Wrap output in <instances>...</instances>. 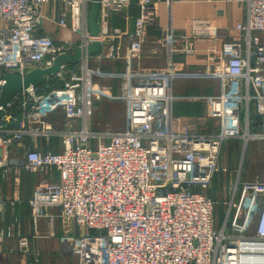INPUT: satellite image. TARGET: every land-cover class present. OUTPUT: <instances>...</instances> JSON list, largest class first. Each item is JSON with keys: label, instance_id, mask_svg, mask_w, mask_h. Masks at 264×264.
Wrapping results in <instances>:
<instances>
[{"label": "built area", "instance_id": "built-area-1", "mask_svg": "<svg viewBox=\"0 0 264 264\" xmlns=\"http://www.w3.org/2000/svg\"><path fill=\"white\" fill-rule=\"evenodd\" d=\"M52 1L63 3L58 26L79 36L77 47L36 34L43 9ZM227 1L243 4L245 19L235 26L242 33L240 42L222 45L225 59L216 75L242 81L243 91L205 99L210 118L220 121L213 135L192 133L172 111L173 81L183 76L175 71L176 54H194L193 39H216L217 28L209 19H194L191 37L180 44L168 20L155 41L165 55L156 71L105 73L90 67L85 55L74 65L62 64L46 83L21 90L0 107V169L8 170L12 147L25 139L61 142L59 153L23 148L18 167L41 177L29 202L33 219L56 207L61 219L84 229L78 264H264V184L236 183L229 205L233 220L228 225L227 213L219 230L213 228L214 201L201 193L221 170L220 144L239 137L240 104L253 105L257 130L252 137L264 139V45L257 36L264 34V0ZM87 4L0 0V88L4 77L23 78L32 70L47 69L56 58L86 49L93 41L100 44L96 59L116 60L120 31L110 26V18L126 10L130 0H98L95 38L86 25ZM137 7L127 50L136 59L147 41L146 27L155 19V3L138 0ZM95 78L117 81L118 94L97 85ZM108 99L122 105V132L91 128L96 104ZM52 114L56 121L47 120ZM248 133L247 123L245 140ZM6 236H13L11 228ZM17 246L21 254L31 252L24 238Z\"/></svg>", "mask_w": 264, "mask_h": 264}, {"label": "crops", "instance_id": "crops-1", "mask_svg": "<svg viewBox=\"0 0 264 264\" xmlns=\"http://www.w3.org/2000/svg\"><path fill=\"white\" fill-rule=\"evenodd\" d=\"M137 1L130 0V5L126 10L110 18V26L120 31L115 36V43L120 47L119 57L112 61L99 60L93 54L88 56L89 66L105 73L115 74L139 69L156 71L164 65L165 55L162 46L157 45L155 41L164 34L168 20L174 31L175 43L180 44L184 39L191 37V24L194 19H209L217 28L216 39H193V46L196 50L194 54H176L175 71L181 72L183 76H177L173 81L172 111L173 114L175 113L174 116L181 119L183 125L188 126L194 134L205 135L199 132H213L218 129V120L210 118L211 106L205 99L216 98L221 94L234 96L243 91L242 81L234 79L223 81L216 74L222 72L225 59L222 45L239 43L242 38V33L236 30L235 26L244 21L245 6L227 0H170L169 5L166 0H153L155 19L151 25L146 27L147 41L141 55L136 59L129 58L127 50L128 35L132 32L134 19L138 16ZM89 5L86 9V25ZM63 11L62 2L48 3L43 9L44 18L36 34L48 36L55 43L69 42L75 48L79 45V36L72 33L68 27L58 26V19ZM257 36L264 45V34ZM152 50H155V53ZM207 73H210V76ZM94 82L97 85L108 87L113 96L118 94V84L114 79L95 78ZM102 102L106 103L105 100ZM109 102L120 105L122 108L121 103L116 100ZM253 113V105H239V125L246 126L248 123L250 132L257 130L252 120ZM47 120L56 121L57 118L55 119V115L52 114L47 117ZM59 122L61 123V120ZM255 140L252 142L260 140V184H264V139L255 138ZM25 147L52 153L61 150V142L56 138H51L48 142L41 138L34 141L25 139L12 147L11 166L8 170L0 169V233L2 235L0 264H78L77 255H73V239L80 238L79 231L74 229V234L70 231L66 232V221L59 217V211L54 207L44 210L37 219L32 218L29 202L37 191L41 177L27 173L18 167L23 162V148ZM249 150L247 148L244 151L242 158L247 154L246 159H248L251 155ZM240 168L241 173L238 172L237 179L235 178L228 188V192L231 191L228 195L229 199L236 183L243 184L241 183L243 180L242 165ZM10 228L13 236L7 237L6 232ZM22 237L29 242L31 252L28 254H21L17 251L18 239Z\"/></svg>", "mask_w": 264, "mask_h": 264}, {"label": "rangeland", "instance_id": "rangeland-1", "mask_svg": "<svg viewBox=\"0 0 264 264\" xmlns=\"http://www.w3.org/2000/svg\"><path fill=\"white\" fill-rule=\"evenodd\" d=\"M88 4H90V0H88ZM73 54L67 55V56H73ZM57 72L55 74H57ZM53 75L46 76L45 83L47 79H49V77ZM109 101H113V100L111 99L105 100L106 103L100 101V103L98 102V104L95 106L92 112V117L90 121L92 130L101 131L104 134H114V133H119L120 131L121 132L124 131L125 117H124L122 108L120 105L118 106L117 104H113ZM228 108L229 106L226 107V109ZM238 116H239V109H238ZM252 120L254 122L256 120L254 113H253ZM217 123H218V129L214 130L213 132L206 131V133H203V132H199V133L205 134V135L215 134L216 131L217 132L219 131L220 121L218 120ZM245 128H246L245 125L240 126V129H239L240 134L238 138H228L220 144L219 157H218L217 164H218L219 169L225 170V171L223 172L220 170L219 174L216 175L215 179L211 181L209 186L205 188L203 191H201L203 195H206L207 197H209L210 199L214 201L212 217H213V228L215 230L217 229L219 230V227L222 224V222L225 220L227 213H228V225L231 224L233 220V209L229 210V205L235 198L231 196V198L229 199L228 195L230 194L231 191L228 192V188L230 184L233 183L237 175H239L238 172L241 173L240 165H242V179H243V180L241 179L242 180L241 183L243 184H256L257 183L258 185L260 184V140H258L259 142H252L255 140V138L252 137V133L249 130H248L249 132L248 134L250 135V137H247V139L245 140L244 139ZM246 143H247V146H245ZM245 148L250 149L249 152L251 153V155L248 156V159H246L247 154L243 156L242 158V155L245 154L244 152L246 150ZM59 152L60 151H56L52 153H59ZM158 163H159V160H158ZM233 192H232V195H233ZM54 208L58 210V208L56 207ZM62 220L66 221V224H67L66 232L70 231V233L72 232L74 234L75 232L73 230L75 229L79 231L80 238L82 235H84V229L79 227L77 224L67 221L65 219H62ZM22 238L26 239L25 237H22ZM80 238H78V240L73 239V248H74L73 255L74 256L78 255L77 254L78 253V243H79ZM77 262H78V256H77Z\"/></svg>", "mask_w": 264, "mask_h": 264}, {"label": "water", "instance_id": "water-1", "mask_svg": "<svg viewBox=\"0 0 264 264\" xmlns=\"http://www.w3.org/2000/svg\"><path fill=\"white\" fill-rule=\"evenodd\" d=\"M98 0H90V7L87 15V26L91 37H96L98 33L97 15ZM100 49V44L93 41L86 49H77L73 56H61L53 61L51 67L41 70L35 69L27 73L23 78L14 75L4 77V83L0 88V107H4L11 102L13 97L20 93L21 90L28 87H36L45 83V77L55 74L62 64L73 65L83 56L96 54Z\"/></svg>", "mask_w": 264, "mask_h": 264}]
</instances>
